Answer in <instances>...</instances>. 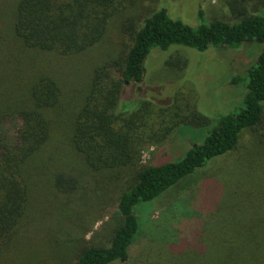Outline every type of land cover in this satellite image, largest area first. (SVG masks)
Here are the masks:
<instances>
[{"label":"trees","instance_id":"obj_1","mask_svg":"<svg viewBox=\"0 0 264 264\" xmlns=\"http://www.w3.org/2000/svg\"><path fill=\"white\" fill-rule=\"evenodd\" d=\"M138 1L0 0L10 11L8 41L0 31V127L6 117L21 121L14 141L0 138V264H63L72 242L58 237L59 208L105 209L96 192L114 200L118 219L110 243L80 247L68 264H130L135 206L235 153L245 131L256 134L245 152L196 183L209 202L202 222L190 223L186 245L150 258L143 253L139 264H264V223L247 217L245 205L256 196L264 201V7L248 10V0H230L231 18L210 21L198 8L195 26L159 7L136 25L121 26L129 41L122 57L106 55L110 22ZM251 42L262 44L256 60L229 80L245 88L241 101L182 157L139 165L143 147L165 142L181 125L208 124L195 112L151 122L165 110L147 100L118 107L126 84L141 88L150 51L177 44L204 54ZM55 165L60 172L51 170ZM50 173L53 186L35 201L33 190L48 185ZM47 216L54 226L43 229Z\"/></svg>","mask_w":264,"mask_h":264},{"label":"rangeland","instance_id":"obj_2","mask_svg":"<svg viewBox=\"0 0 264 264\" xmlns=\"http://www.w3.org/2000/svg\"><path fill=\"white\" fill-rule=\"evenodd\" d=\"M229 1L139 0L135 8L126 10L121 14L120 19L110 22L109 36H107L110 44L105 42L109 44L105 47V54L115 51L118 57H122L125 44H128L129 41L123 36L121 26L129 23L136 25L141 15L148 14L154 9L159 7L166 9L171 18H179L184 23L195 26L199 23L196 18L198 8L203 10L208 21L230 19L232 14ZM237 5L241 6V4ZM5 6L6 4H0V31L5 41H8L10 11L5 9ZM243 6L248 10L261 8L264 7V0H248V3ZM261 48L262 44L251 42L244 43L237 49L224 46L211 49L204 54H198L199 52L194 49L177 44L171 45L167 51L152 49L143 63L141 88L136 89V85L133 83L126 84L121 93L118 107L128 108L135 105L140 99L147 100L155 106V109L163 108L165 110L161 116L156 114L160 118L152 117L151 122L160 120L169 122L175 113L178 114V117L189 118L195 112L206 117L208 124L205 127L184 125L183 127L181 125V129L180 127L177 129L182 132H177L174 129L165 142L143 147L140 150L139 165L159 164L167 160L175 161L184 155L192 143H202L208 131L217 124L219 116L230 112L243 98L246 93L245 88L240 85H230L229 80L236 74H243L256 60ZM100 54L102 55L98 51L97 55ZM60 76L63 77L62 74ZM20 124L19 119L4 118L0 127V138L5 136V140L14 141ZM254 137H256L254 132L245 131L235 153L219 158L208 167L195 172L196 174L187 176L156 199L141 202L135 206L138 231L129 252L130 264H139L143 253H147L146 255L150 258V256L155 257L162 253L160 251L162 249L169 251V248L186 245V242L193 236L191 233L194 224L190 225V223L202 222V219L205 218L204 208L209 202V200L207 202L204 200L199 185L195 187L196 183L200 179L211 178L210 175L218 167L245 152L247 144ZM1 145L0 139V149ZM58 167L57 165L52 166L51 170L59 171ZM223 173L221 171L219 174L223 175ZM54 174L50 173L46 180L48 185L40 183L41 187L33 190L35 201H40V196L46 194L48 188L45 186H53ZM128 178H130L129 175L125 176L123 180ZM120 186L123 189V184L120 183ZM93 197L107 203L108 206L105 209L91 208L90 211L70 204H63L59 208L57 214L58 221H60L58 237L64 240L71 239L72 242V249H69L72 251L66 256L64 255L63 264H68L75 259L80 247L107 246L110 243V237L118 219L114 200H107L97 192L93 193ZM41 202L47 204L46 201ZM245 205L249 206L247 217H254L257 222L264 223V219L261 218L264 214L263 197H253L250 203ZM32 212L40 214L37 208L32 209ZM73 217L77 218L75 223L71 222ZM83 225L84 229H82ZM53 226V219L47 216L41 227L46 229L53 228Z\"/></svg>","mask_w":264,"mask_h":264}]
</instances>
